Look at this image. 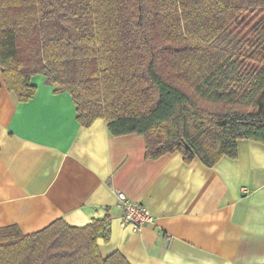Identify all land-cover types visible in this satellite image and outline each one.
Instances as JSON below:
<instances>
[{"label":"trees","instance_id":"1","mask_svg":"<svg viewBox=\"0 0 264 264\" xmlns=\"http://www.w3.org/2000/svg\"><path fill=\"white\" fill-rule=\"evenodd\" d=\"M0 72L19 101L43 74L80 125L141 134L146 158L212 166L264 143V0H0ZM106 222L1 227L0 264H130L100 255Z\"/></svg>","mask_w":264,"mask_h":264},{"label":"crops","instance_id":"2","mask_svg":"<svg viewBox=\"0 0 264 264\" xmlns=\"http://www.w3.org/2000/svg\"><path fill=\"white\" fill-rule=\"evenodd\" d=\"M17 100L0 72V228L26 235L57 219L83 227L107 219L102 257L130 264H264V143L239 139L237 156L212 166L179 152L145 157L138 133L112 135L103 118L76 119L71 95L36 74ZM117 192L150 210L122 225ZM105 226V227H106Z\"/></svg>","mask_w":264,"mask_h":264},{"label":"built area","instance_id":"3","mask_svg":"<svg viewBox=\"0 0 264 264\" xmlns=\"http://www.w3.org/2000/svg\"><path fill=\"white\" fill-rule=\"evenodd\" d=\"M117 206L122 210L120 216L122 225L129 224L137 230L153 220V215L145 204L127 198L122 192H117ZM103 233H108L107 226L103 229Z\"/></svg>","mask_w":264,"mask_h":264},{"label":"rangeland","instance_id":"4","mask_svg":"<svg viewBox=\"0 0 264 264\" xmlns=\"http://www.w3.org/2000/svg\"><path fill=\"white\" fill-rule=\"evenodd\" d=\"M35 75H36V74H35ZM35 75H34V76H35ZM38 75H42V74H38Z\"/></svg>","mask_w":264,"mask_h":264}]
</instances>
